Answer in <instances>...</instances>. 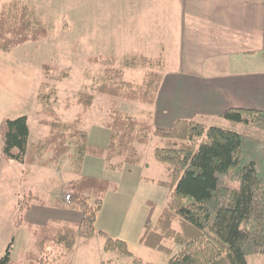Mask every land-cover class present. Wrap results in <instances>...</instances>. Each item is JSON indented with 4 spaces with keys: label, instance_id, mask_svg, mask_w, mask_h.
I'll return each mask as SVG.
<instances>
[{
    "label": "rangeland",
    "instance_id": "1",
    "mask_svg": "<svg viewBox=\"0 0 264 264\" xmlns=\"http://www.w3.org/2000/svg\"><path fill=\"white\" fill-rule=\"evenodd\" d=\"M7 9L25 11L32 21L40 19L49 35L39 41H29L10 51L0 49V122L4 118L27 115L31 128L30 141L44 138L49 126L40 120L51 107L65 122L83 115L81 129L88 135V144L102 147L106 152L93 156L81 152L79 142L69 139L70 151L58 163L43 166L24 165L23 177L15 171V162L0 165V259L11 244L13 263L23 261L32 247L31 226L47 223L52 218H63L78 223L84 209L73 198L70 185L82 176H98L111 182L97 211L96 229L128 243L134 256L105 249V238H78L73 253L63 248L54 249L48 264H103L112 260L133 264L134 257L155 264H166L169 256L140 242L145 224L155 223L170 199L169 189L157 184L165 180V165L154 157V148L163 145L161 139L151 136L148 144L134 145L143 159L136 165L125 164L122 156L107 151L114 106L125 115L148 119L154 126H171L168 113L164 118L155 113L154 104L131 101L103 94L100 87L111 84L107 67L91 58L117 56L114 67L121 68L122 79L140 85L147 72L161 69L157 58L164 60L163 72L174 69L176 45L175 17L172 0H0V13ZM36 21V20H35ZM142 50L154 59L153 65L128 68L124 61L129 54ZM178 63V61H177ZM174 64V65H173ZM128 90V85H123ZM94 96L91 107L84 111L81 93ZM115 104V105H114ZM154 116V117H153ZM169 117V119H168ZM197 119L208 125L229 127L243 133L264 137V126L255 123L230 121L221 116ZM137 136L143 131L139 126ZM115 155V156H114ZM52 156L45 150L42 161ZM112 156V157H110ZM13 165V166H12ZM154 180V181H153ZM226 184L234 185L229 177ZM71 194L70 200L67 195ZM92 209L97 207L95 192L79 197ZM53 259V261H52ZM44 261V260H43ZM249 264H264V254L248 256Z\"/></svg>",
    "mask_w": 264,
    "mask_h": 264
},
{
    "label": "trees",
    "instance_id": "2",
    "mask_svg": "<svg viewBox=\"0 0 264 264\" xmlns=\"http://www.w3.org/2000/svg\"><path fill=\"white\" fill-rule=\"evenodd\" d=\"M36 20V21H35ZM32 21L25 11L16 9L0 13V49L10 51L29 41H39L49 35L46 25L38 18ZM117 56L94 57L91 61L107 67L111 84H103L100 91L113 97L135 102L155 104L164 78V60L155 59L161 69L149 70L143 82L134 86L122 79L121 68H116ZM154 59L142 50L128 55L124 66L137 68L153 65ZM128 85L124 90L123 85ZM94 96L83 92L80 103L84 111L93 103ZM115 105V104H114ZM107 151L122 156L125 164H138L143 157L134 145L148 144L151 136L164 143L154 148V157L165 165L167 178L156 180L169 189L170 199L155 223L148 222L140 242L150 249L169 256L166 264H249L248 256L264 254V137L240 132L233 128L208 125L195 118H177L171 127L154 126L148 119L125 115L114 106ZM40 122L49 126V133L39 141L31 142V128L27 115L4 118L0 122V156L7 162L22 165L39 163L47 166L58 163L70 151L69 139L75 138L81 152L102 156V147L88 144V135L81 129L83 115L74 121H63L51 107ZM230 121L255 123L264 126V110L232 107L220 115ZM140 127L141 135H136ZM45 150L52 156L42 161ZM115 156V155H114ZM112 157V156H110ZM234 185L226 184V179ZM70 188L73 198L84 209L78 223L52 218L47 223L31 226L33 245L23 261L13 263L11 244L1 257L0 264H48L54 249L63 248L73 253L78 238L91 239L95 235L105 238L107 251H118L134 256L128 243L96 229L97 211L110 182L96 176H82ZM93 191L97 207L92 209L81 195ZM55 257V263L58 260ZM44 260V261H43ZM53 261V259H52ZM103 264H120L112 260ZM133 264H155L134 257Z\"/></svg>",
    "mask_w": 264,
    "mask_h": 264
},
{
    "label": "crops",
    "instance_id": "3",
    "mask_svg": "<svg viewBox=\"0 0 264 264\" xmlns=\"http://www.w3.org/2000/svg\"><path fill=\"white\" fill-rule=\"evenodd\" d=\"M172 9L175 65L164 73L156 116L177 113L172 126L232 107L264 110V0H172ZM14 166L21 181L24 165Z\"/></svg>",
    "mask_w": 264,
    "mask_h": 264
},
{
    "label": "built area",
    "instance_id": "4",
    "mask_svg": "<svg viewBox=\"0 0 264 264\" xmlns=\"http://www.w3.org/2000/svg\"><path fill=\"white\" fill-rule=\"evenodd\" d=\"M66 198H67V200H70L71 194H68Z\"/></svg>",
    "mask_w": 264,
    "mask_h": 264
}]
</instances>
